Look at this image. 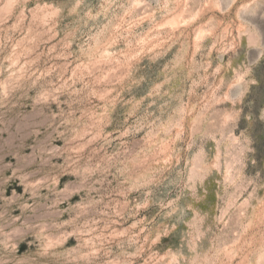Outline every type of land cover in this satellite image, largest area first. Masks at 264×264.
Masks as SVG:
<instances>
[{
    "label": "rangeland",
    "instance_id": "1",
    "mask_svg": "<svg viewBox=\"0 0 264 264\" xmlns=\"http://www.w3.org/2000/svg\"><path fill=\"white\" fill-rule=\"evenodd\" d=\"M0 264H264V0H0Z\"/></svg>",
    "mask_w": 264,
    "mask_h": 264
},
{
    "label": "bare ground",
    "instance_id": "2",
    "mask_svg": "<svg viewBox=\"0 0 264 264\" xmlns=\"http://www.w3.org/2000/svg\"><path fill=\"white\" fill-rule=\"evenodd\" d=\"M171 23H173V22H171Z\"/></svg>",
    "mask_w": 264,
    "mask_h": 264
}]
</instances>
